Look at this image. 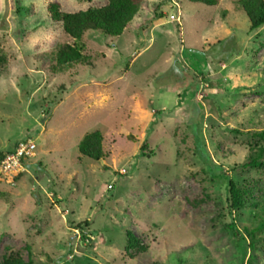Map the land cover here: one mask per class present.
Here are the masks:
<instances>
[{"label":"rangeland","instance_id":"rangeland-1","mask_svg":"<svg viewBox=\"0 0 264 264\" xmlns=\"http://www.w3.org/2000/svg\"><path fill=\"white\" fill-rule=\"evenodd\" d=\"M52 2L105 0H0V153L36 146L0 177V261L264 264V171L247 166L264 164V25L250 31L236 0H148L120 36L75 41ZM65 44L88 61L54 72ZM94 131L100 161L78 151ZM229 180L252 204L230 212Z\"/></svg>","mask_w":264,"mask_h":264},{"label":"trees","instance_id":"trees-1","mask_svg":"<svg viewBox=\"0 0 264 264\" xmlns=\"http://www.w3.org/2000/svg\"><path fill=\"white\" fill-rule=\"evenodd\" d=\"M189 1L212 7L217 6L221 0ZM236 2L239 10L246 16L249 22L250 31L256 30L264 25V0H236ZM147 4L148 0H105L101 6H92L77 12H63L58 2H52L48 4L47 11L53 23H60L62 25L65 34L75 41H80L85 32L90 30L107 37L120 36L125 29L130 27L133 19ZM83 49V44H65L59 47L55 54L56 65L52 70L56 72L59 67L87 62L88 58L84 55ZM6 63L7 56L0 51V69ZM254 135L264 142V130ZM102 143L103 136L101 132L94 131L84 135L79 142L78 151L83 157H87L93 161H100L107 157ZM14 148L6 153L12 152ZM143 149L144 146H141L140 151H143ZM261 152H264V148L261 149ZM6 153H0V160ZM260 156L261 154L258 155V157ZM247 166L264 171V164L259 162L257 158L252 159ZM252 190L253 188L249 185H246V187L239 186L229 180L228 202L230 212H235L248 204H252L249 198L250 191ZM260 227L264 229V218L261 220ZM138 245V239L131 232H127L126 250H132ZM0 264H24V262L19 254H14L3 257ZM28 264H31V261Z\"/></svg>","mask_w":264,"mask_h":264},{"label":"built area","instance_id":"built-area-1","mask_svg":"<svg viewBox=\"0 0 264 264\" xmlns=\"http://www.w3.org/2000/svg\"><path fill=\"white\" fill-rule=\"evenodd\" d=\"M36 146L30 140L19 141L10 153L0 160V177L2 175L16 176L24 170L25 161L33 154Z\"/></svg>","mask_w":264,"mask_h":264}]
</instances>
